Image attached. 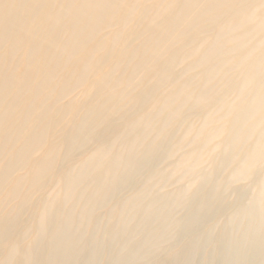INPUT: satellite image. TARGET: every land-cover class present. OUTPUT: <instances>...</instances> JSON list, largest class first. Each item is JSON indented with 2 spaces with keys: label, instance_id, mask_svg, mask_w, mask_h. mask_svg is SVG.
Listing matches in <instances>:
<instances>
[{
  "label": "bare ground",
  "instance_id": "bare-ground-1",
  "mask_svg": "<svg viewBox=\"0 0 264 264\" xmlns=\"http://www.w3.org/2000/svg\"><path fill=\"white\" fill-rule=\"evenodd\" d=\"M0 264H264V0H0Z\"/></svg>",
  "mask_w": 264,
  "mask_h": 264
},
{
  "label": "rangeland",
  "instance_id": "rangeland-1",
  "mask_svg": "<svg viewBox=\"0 0 264 264\" xmlns=\"http://www.w3.org/2000/svg\"><path fill=\"white\" fill-rule=\"evenodd\" d=\"M64 124L65 125L69 124V121H65ZM114 124H118V122L115 121Z\"/></svg>",
  "mask_w": 264,
  "mask_h": 264
}]
</instances>
